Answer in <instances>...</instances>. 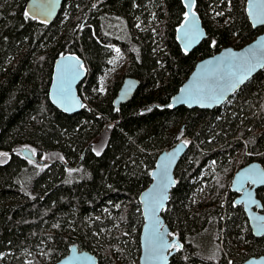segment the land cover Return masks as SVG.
Returning <instances> with one entry per match:
<instances>
[{"label": "trees", "instance_id": "trees-1", "mask_svg": "<svg viewBox=\"0 0 264 264\" xmlns=\"http://www.w3.org/2000/svg\"><path fill=\"white\" fill-rule=\"evenodd\" d=\"M28 1L0 0V151L10 154L0 162V264H55L74 245L99 264H138L139 197L159 154L180 140L189 149L163 213L182 241L170 264L264 255V236L230 189L240 167L264 166V69L230 104L166 107L200 60L264 32L250 23L247 0H197L208 37L190 53L176 38L182 0H64L51 23L26 17ZM115 49L125 63L105 83ZM68 53L88 68L79 88L88 107L76 114L49 99L55 62ZM130 76L140 87L116 108ZM25 146L50 162L25 157ZM258 195L264 204V187Z\"/></svg>", "mask_w": 264, "mask_h": 264}, {"label": "water", "instance_id": "water-1", "mask_svg": "<svg viewBox=\"0 0 264 264\" xmlns=\"http://www.w3.org/2000/svg\"><path fill=\"white\" fill-rule=\"evenodd\" d=\"M182 1L185 14L189 15V20L186 23L184 16V20L176 30V38L182 51L190 53L207 39L208 33L197 11V0L191 8L186 5L192 4V0ZM63 3L64 0H29L26 9L32 18L51 23L61 12ZM252 3L258 4L260 0H252ZM254 11L256 10L250 7L249 0H247L246 14L250 23L254 28L264 27V24L254 21L251 14ZM192 13H195L194 17H192ZM185 33H189L187 39ZM253 57L256 59L253 60ZM81 65L83 67H80ZM263 69L264 32L239 49L232 46L226 47L216 54L200 60L166 107L170 109L186 107L188 109L208 110L221 107ZM87 75L86 61L78 53H68L60 56L54 65L49 91L51 103L66 114H76L85 110L88 104L80 95L79 88L87 79ZM241 77H243L242 82L237 83V80ZM139 87L140 81L137 78L126 77L114 100L116 108L130 101ZM62 88L65 89L63 94L61 93ZM221 95L223 98L220 102H214L215 98ZM182 96L185 97L184 102H180ZM196 97H200L199 101ZM188 149V142L180 140L170 148L163 150L157 158L155 168L152 170L151 184L139 197L144 220L140 235L141 254L139 264H170L172 257L177 253V249L173 248L165 253L163 260L155 258L146 260L145 238L155 229H159L161 233L172 235V230L166 223L163 213L169 206L171 192L177 184L176 169ZM24 155L29 159L33 158V153L30 150H25ZM165 168L167 170L166 176ZM262 173H264V166L260 162L249 163L235 173L231 186L232 191L239 194L235 203L243 205L251 230L256 237L264 236V228L259 227V225L264 224V204L258 196V190L264 187V183L253 184L251 180L256 178L254 174ZM162 192L166 195V199L163 201V207L160 211L153 216L150 210L153 200L149 194L156 195ZM247 193H251V197H248ZM171 235H166L165 239L170 244L175 242L178 247L181 246L179 237L172 238ZM55 264H99V259L93 253L80 250L74 245L71 247L69 254ZM242 264H264V255L249 258Z\"/></svg>", "mask_w": 264, "mask_h": 264}, {"label": "snow or ice", "instance_id": "snow-or-ice-1", "mask_svg": "<svg viewBox=\"0 0 264 264\" xmlns=\"http://www.w3.org/2000/svg\"><path fill=\"white\" fill-rule=\"evenodd\" d=\"M250 3V7L255 9L256 11H254L252 14L253 19L256 23H260V24H264V0H260V3L256 4V3H252V0H249ZM195 4V0H192V4L186 5L187 7L191 8L193 7ZM29 14L27 12H25V16L27 17ZM195 16V13H192V17ZM189 20V15L186 13L185 14V21L186 23ZM189 36V33H185V38L187 39ZM187 47V45H186ZM256 58L253 57V60H255ZM80 67H83L82 65ZM250 71V69H249ZM243 77L239 78L237 80V83L242 82ZM235 86V85H233ZM65 91V89H61V93L63 94ZM222 95L218 96L215 98L214 102H220V100L222 99ZM196 99L199 101L200 97H196ZM185 101V97L182 96L180 97V102H184ZM99 155V153H97ZM166 168H165V176H166ZM256 176V178L252 179L251 182L253 184L255 183H264V173L262 174H254ZM152 197L153 200V204L151 207V213L153 214V216H155V214L157 212L160 211V209L163 207V201L166 199V195L162 192L156 195L153 194H149ZM248 197H251V193H247ZM260 228H264V224L259 225ZM166 235H171L170 233H161L159 231V229H155L153 230V232L146 236L145 238V259H160L163 260L165 258V253L169 252L170 249H177L178 250V245L173 242V243H169L166 239L165 236Z\"/></svg>", "mask_w": 264, "mask_h": 264}, {"label": "rangeland", "instance_id": "rangeland-1", "mask_svg": "<svg viewBox=\"0 0 264 264\" xmlns=\"http://www.w3.org/2000/svg\"><path fill=\"white\" fill-rule=\"evenodd\" d=\"M124 63H125V55L122 52H120L119 50L115 49L114 50V58L111 62L112 66L106 72V74L103 76L102 80L106 83L112 76H114L115 74H117L118 72H120L123 69ZM231 101H232V98L228 102H226L225 104H230ZM25 147H29L30 151H32V153H33V156H37L35 149L31 148L30 146H25ZM9 157H10L9 153L0 151V162L7 161L9 159ZM37 159L42 165H46L47 163L50 162L48 154H45V153H43ZM203 174H206V172H204ZM138 264H139V260H138Z\"/></svg>", "mask_w": 264, "mask_h": 264}, {"label": "flooded vegetation", "instance_id": "flooded-vegetation-1", "mask_svg": "<svg viewBox=\"0 0 264 264\" xmlns=\"http://www.w3.org/2000/svg\"><path fill=\"white\" fill-rule=\"evenodd\" d=\"M253 162H255V161H253ZM251 163H252V162H251ZM247 165H248V164H247ZM245 166H246V165H245ZM243 167H244V166H243ZM240 168H242V167H240ZM240 168H239V169H240ZM239 169H238V170H239ZM238 170H237V171H238ZM237 171H236V172H237ZM236 172H235V173H236ZM234 175H235V174H234ZM232 181H233V179H232ZM231 186H232V182H231ZM231 186H230V189H231ZM260 189H261V188H260ZM231 191H232V189H231ZM258 191H259V190H258ZM232 192L235 194V199H234V203H235L237 197L239 196V194H237V193L234 192V191H232ZM258 196H259V195H258ZM260 199H261V198H260ZM235 205H236V206H240V207L244 210L243 205H237L236 203H235ZM244 212H245V211H244ZM263 212H264V210H263ZM245 214H246V213H245ZM248 222H249V221H248ZM168 226H169V225H168ZM249 226H250V225H249ZM250 228H251V227H250ZM170 229H171V228H170ZM171 230H172V229H171ZM252 233H253V232H252ZM175 236H178V235H177V234H174V232H173V230H172V235H171V237L173 238V237H175ZM178 237H179V236H178ZM179 240H180V237H179ZM180 242H181V246L178 247L177 252H178L179 249L182 247V241L180 240ZM261 256H262V255H261Z\"/></svg>", "mask_w": 264, "mask_h": 264}]
</instances>
